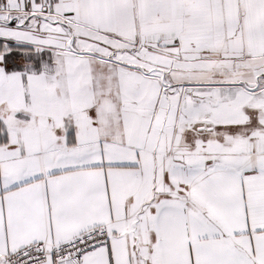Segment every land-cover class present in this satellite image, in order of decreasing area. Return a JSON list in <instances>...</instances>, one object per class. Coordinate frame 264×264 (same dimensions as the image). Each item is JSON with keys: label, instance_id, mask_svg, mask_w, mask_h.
Listing matches in <instances>:
<instances>
[{"label": "snow or ice", "instance_id": "obj_1", "mask_svg": "<svg viewBox=\"0 0 264 264\" xmlns=\"http://www.w3.org/2000/svg\"><path fill=\"white\" fill-rule=\"evenodd\" d=\"M0 264H264V0H0Z\"/></svg>", "mask_w": 264, "mask_h": 264}]
</instances>
